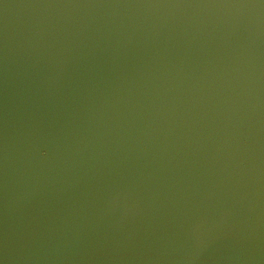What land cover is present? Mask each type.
<instances>
[{"label":"water","instance_id":"95a60500","mask_svg":"<svg viewBox=\"0 0 264 264\" xmlns=\"http://www.w3.org/2000/svg\"><path fill=\"white\" fill-rule=\"evenodd\" d=\"M0 264H264V0H0Z\"/></svg>","mask_w":264,"mask_h":264}]
</instances>
